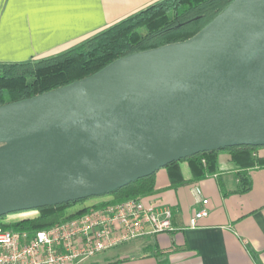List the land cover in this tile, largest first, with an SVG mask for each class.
<instances>
[{
  "label": "water",
  "instance_id": "1",
  "mask_svg": "<svg viewBox=\"0 0 264 264\" xmlns=\"http://www.w3.org/2000/svg\"><path fill=\"white\" fill-rule=\"evenodd\" d=\"M239 145L264 146V0H232L183 41L0 105V217Z\"/></svg>",
  "mask_w": 264,
  "mask_h": 264
},
{
  "label": "crops",
  "instance_id": "2",
  "mask_svg": "<svg viewBox=\"0 0 264 264\" xmlns=\"http://www.w3.org/2000/svg\"><path fill=\"white\" fill-rule=\"evenodd\" d=\"M155 1L0 0V62L60 51ZM252 154L264 158V146ZM218 159L216 176L196 181L188 162L179 161L180 184L171 185L167 168L157 170L154 191L143 200L169 205L174 231L146 236L151 241L144 245L137 242L143 238L121 244L114 256L98 257L99 264H257L252 253L264 264V165L247 168L251 188L235 193L237 169L229 152ZM195 188L208 200V214L189 227L193 211L202 206ZM146 244H155L159 256L142 253Z\"/></svg>",
  "mask_w": 264,
  "mask_h": 264
},
{
  "label": "trees",
  "instance_id": "3",
  "mask_svg": "<svg viewBox=\"0 0 264 264\" xmlns=\"http://www.w3.org/2000/svg\"><path fill=\"white\" fill-rule=\"evenodd\" d=\"M232 0H157L117 22L93 33L75 45L60 51L25 61L0 62V105L16 102L67 85L87 77L112 61L132 52L183 41L208 24ZM258 147L231 146L201 152L169 163L167 168L171 185L183 182L179 161H187L191 180L216 176L218 154L229 152L230 162L237 169L238 183L233 190L243 193L251 188L245 170L264 165V158L254 156ZM155 173L105 193L107 202L130 197L143 198L154 191ZM91 198V197H90ZM85 199L38 208V216L15 224V228L39 229L66 220L84 212ZM142 253L159 256L155 244H146ZM257 264V255L252 253ZM124 258H122L123 260Z\"/></svg>",
  "mask_w": 264,
  "mask_h": 264
},
{
  "label": "built area",
  "instance_id": "4",
  "mask_svg": "<svg viewBox=\"0 0 264 264\" xmlns=\"http://www.w3.org/2000/svg\"><path fill=\"white\" fill-rule=\"evenodd\" d=\"M195 209L189 227L208 214V200L194 189ZM71 218L39 229L15 228V224L38 216L37 209L0 217V264H79L96 254L146 236L174 231L173 212L160 201L145 203L130 197L107 202L106 197Z\"/></svg>",
  "mask_w": 264,
  "mask_h": 264
},
{
  "label": "rangeland",
  "instance_id": "5",
  "mask_svg": "<svg viewBox=\"0 0 264 264\" xmlns=\"http://www.w3.org/2000/svg\"><path fill=\"white\" fill-rule=\"evenodd\" d=\"M97 200H98L97 197H91V198H88L87 200H85V204H90V203H92L94 201H97ZM149 241H151V239H149V238L144 239L143 238V239L138 240L137 242L140 245H144L147 242L150 243ZM118 248L116 247L115 249H110V250H108L106 252H103V253H100V254H96V255L92 256L91 258H89L88 260H86L85 262H82V263H79V264H99V262L101 263V261L99 259L97 260L98 257H100L102 254L114 256L115 253H119V252L116 251V249H118ZM140 250H142V249H140Z\"/></svg>",
  "mask_w": 264,
  "mask_h": 264
}]
</instances>
